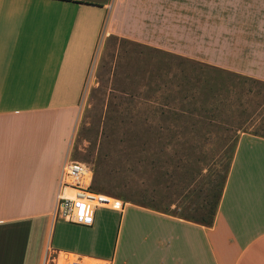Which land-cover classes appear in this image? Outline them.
I'll list each match as a JSON object with an SVG mask.
<instances>
[{"label":"rangeland","instance_id":"rangeland-1","mask_svg":"<svg viewBox=\"0 0 264 264\" xmlns=\"http://www.w3.org/2000/svg\"><path fill=\"white\" fill-rule=\"evenodd\" d=\"M262 1L120 0L113 19L109 10L66 153L92 168L94 190L212 217L237 136H264V81L240 65Z\"/></svg>","mask_w":264,"mask_h":264},{"label":"crops","instance_id":"crops-1","mask_svg":"<svg viewBox=\"0 0 264 264\" xmlns=\"http://www.w3.org/2000/svg\"><path fill=\"white\" fill-rule=\"evenodd\" d=\"M118 2L0 0V264H42L51 251L110 264H264V136L239 138L210 225L126 202L92 226L53 217L76 106ZM261 4L240 65L264 81Z\"/></svg>","mask_w":264,"mask_h":264},{"label":"built area","instance_id":"built-area-1","mask_svg":"<svg viewBox=\"0 0 264 264\" xmlns=\"http://www.w3.org/2000/svg\"><path fill=\"white\" fill-rule=\"evenodd\" d=\"M92 181L93 171L87 163L66 156L55 194L53 217L76 225L92 226L97 211L108 208L104 205L109 202L104 194L92 188ZM42 264L110 263L106 260L79 257L67 252L52 256L51 251L48 256H44Z\"/></svg>","mask_w":264,"mask_h":264},{"label":"bare ground","instance_id":"bare-ground-1","mask_svg":"<svg viewBox=\"0 0 264 264\" xmlns=\"http://www.w3.org/2000/svg\"><path fill=\"white\" fill-rule=\"evenodd\" d=\"M106 199H107L109 202H108L107 204H105L104 206H106V207H108V208H110V209H114V210H116V209H120V204H121V202H120V204H119V200L116 201L115 198L108 197V196H106Z\"/></svg>","mask_w":264,"mask_h":264},{"label":"trees","instance_id":"trees-1","mask_svg":"<svg viewBox=\"0 0 264 264\" xmlns=\"http://www.w3.org/2000/svg\"><path fill=\"white\" fill-rule=\"evenodd\" d=\"M236 139H237V142H238V140H239V135L237 136ZM223 186H224V185H223ZM223 186H222V188H221V191H220V194H219L218 200H217L216 203H215V210H216V207H217V205H218L219 198H220V195H221V193H222ZM215 210H214V212H213V214H212V217H211L208 221H203V220H194V221L200 222V223H202V224L210 225V224L212 223V220H213V216H214Z\"/></svg>","mask_w":264,"mask_h":264}]
</instances>
